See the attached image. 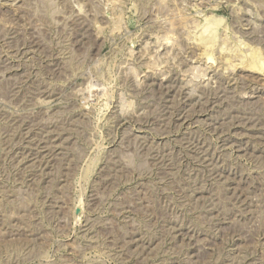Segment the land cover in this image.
I'll return each instance as SVG.
<instances>
[{
	"label": "rangeland",
	"instance_id": "374dc122",
	"mask_svg": "<svg viewBox=\"0 0 264 264\" xmlns=\"http://www.w3.org/2000/svg\"><path fill=\"white\" fill-rule=\"evenodd\" d=\"M0 264H264V0H0Z\"/></svg>",
	"mask_w": 264,
	"mask_h": 264
}]
</instances>
